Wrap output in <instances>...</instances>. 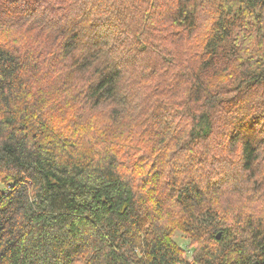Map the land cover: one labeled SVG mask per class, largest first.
Listing matches in <instances>:
<instances>
[{"label": "trees", "instance_id": "obj_1", "mask_svg": "<svg viewBox=\"0 0 264 264\" xmlns=\"http://www.w3.org/2000/svg\"><path fill=\"white\" fill-rule=\"evenodd\" d=\"M152 1L0 0V264H264V0Z\"/></svg>", "mask_w": 264, "mask_h": 264}, {"label": "rangeland", "instance_id": "obj_2", "mask_svg": "<svg viewBox=\"0 0 264 264\" xmlns=\"http://www.w3.org/2000/svg\"><path fill=\"white\" fill-rule=\"evenodd\" d=\"M154 1V0H153ZM153 1H152V3H153ZM163 1V3H164V0H162ZM159 4H157V6H158ZM174 5V0H170V1H168V5H166L167 7H171V6H173ZM153 6V8H155V6L156 5H152ZM208 9V8H207ZM159 11H161V10H159ZM165 11V10H164ZM217 18H216V16H215V10H214V8L211 10H207V12L206 13H204L203 14V16H202V19H201V23H202V26H203V29L204 30H209V26L213 23V20H216ZM142 20V19H141ZM167 25V24H166ZM168 26V25H167ZM142 27H143V29L145 30V31H148V29H153V27H156V24H155V22L153 21H150V19L149 20H147V21H145V20H142ZM168 31H174V29H172V28H170L169 26H168ZM14 32V30H7V35H10L11 33H13ZM153 33L155 34V35H158V34H160L161 32L159 31V30H155V31H153ZM205 34L207 35L208 34V31H206L205 32ZM136 53H138V54H140L141 53V51H135L134 52V55L136 54ZM141 56V58L143 57V55L142 54H140ZM132 59V55L130 54L129 55V58H128V60H131ZM129 63H131V62H129ZM133 64V67H134V65H136L135 63H132ZM48 79H45L44 81H42V82H40L39 83V86H41L43 89H45L46 88V86H45V81H47ZM47 89V88H46ZM57 108V107H56ZM100 111H106V109L104 108V107H101L100 109H99ZM86 117V114H85V116H84V118ZM98 117L99 118H103L104 120H105V118H106V113L105 112H100V114H98ZM97 117V118H98ZM122 124H123V121H120V123L117 125V126H122ZM78 125V129L75 131L74 129H73V126L72 125H70V126H68L69 128H71V130H72V132H76V134H75V136L76 137H79V136H86L87 137V135L85 134V131H88V129H86L88 126H89V122H88V120H87V118H85V120L84 121H80V123H78L77 124ZM90 137H87V139H89ZM102 145V144H101ZM150 196H152L153 195V193H151L150 192V194H149ZM149 198V197H148ZM252 206H254V205H252ZM252 206H251V208H252ZM258 207H260V204H258ZM173 216H174V218H177V219H179V217L178 216H176V215H174L173 214ZM174 238H175V241H176V243H178L180 246H182V247H184L185 246V237L180 233V232H176L175 233V235H174Z\"/></svg>", "mask_w": 264, "mask_h": 264}, {"label": "water", "instance_id": "obj_3", "mask_svg": "<svg viewBox=\"0 0 264 264\" xmlns=\"http://www.w3.org/2000/svg\"><path fill=\"white\" fill-rule=\"evenodd\" d=\"M219 238V234H218V236H217V239Z\"/></svg>", "mask_w": 264, "mask_h": 264}]
</instances>
